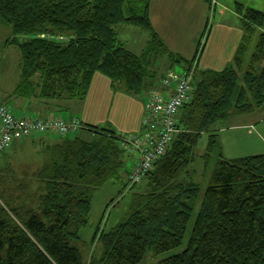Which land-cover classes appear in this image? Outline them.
Returning <instances> with one entry per match:
<instances>
[{"label": "trees", "instance_id": "16d2710c", "mask_svg": "<svg viewBox=\"0 0 264 264\" xmlns=\"http://www.w3.org/2000/svg\"><path fill=\"white\" fill-rule=\"evenodd\" d=\"M207 1L214 12L217 0ZM149 4L0 0V25L11 31L4 45L20 53V80L13 93L47 114L17 115L0 101L16 117L82 123L66 134L47 130L14 140L57 136L43 144L47 161L41 167L0 174V264H140L148 252L160 255L182 246L194 215L184 249L154 264H264V153L228 158L220 150L206 185L187 175L202 134H208V165L221 147L215 124L264 104V9L236 5L245 33L233 61L220 70L196 65L194 91L177 116L181 131L139 182H130L139 149L126 135L142 137L143 127L123 134L61 116L70 113L65 102H84L96 72L110 78L115 91L138 95L152 85L148 54L167 53L172 62L184 61V69L194 60L198 64L201 44L191 60L167 50L151 25ZM122 24L149 32L142 55L127 47ZM253 34H258L254 43ZM135 153L136 162L128 168ZM110 180L123 186L107 203L92 235V251L84 258L81 230L97 193ZM127 193L125 212L107 224L110 209Z\"/></svg>", "mask_w": 264, "mask_h": 264}, {"label": "crops", "instance_id": "0c3cea01", "mask_svg": "<svg viewBox=\"0 0 264 264\" xmlns=\"http://www.w3.org/2000/svg\"><path fill=\"white\" fill-rule=\"evenodd\" d=\"M217 2L216 9L214 10L216 12L215 20L209 29L197 64L200 69L220 70L226 67L233 61L236 51L244 37L245 31L242 15L234 5V2L238 5V1L217 0ZM243 3L244 5L246 4L245 6H249L244 7L241 4L244 8H252V3H246L244 0ZM209 9L210 5L207 0H150L149 17L154 31L163 41L167 50L186 60H191L196 54L197 34L201 32L202 27L198 28V26H193L189 35L183 36L185 32L183 33L182 29L180 32L177 26H182L184 22H187L188 26L189 22L193 20L192 14H196L194 18L195 23L201 20L203 25L208 18ZM133 26L126 25L125 27L131 28L136 34L141 35V38H138V36H129V41L126 42V39L123 37L125 35H121V37L130 50L138 55H142L150 40V34L144 32V29L141 30L142 28L140 27L137 28L138 26ZM121 31L122 28H120V33ZM255 35L257 36L258 34ZM137 39L143 40L144 45H141L139 41L135 42ZM183 39L186 41L185 46L180 47L181 40ZM147 56L151 60L149 69L153 76L150 80L152 85L148 89L138 95H132L121 90L115 91L111 85L110 78L100 72H96L93 75L84 102H65V106L68 107L70 113L61 116L63 118L76 116L86 124L111 126L123 134L139 132L142 128L144 106L150 96V91L152 89H158L163 93L170 92L169 87L163 84L162 78L171 68H174L167 61L161 60L160 63V58L163 56H167L169 62H171L170 57L166 53L154 52ZM18 69H20V64ZM18 76L20 80V70L16 72L14 78L18 80ZM17 84L14 83L8 86L0 76V99L6 102L17 115L35 114V112L45 114L46 112H42L41 109L29 100L14 95L13 92ZM226 119H229V127H219L217 129L216 124L218 122L214 126V131L218 133L221 139L220 141H222V135H226L232 145L235 144L234 142L239 143L240 141H245V147L253 150L247 155L264 153V104L252 112L230 114ZM226 128L228 129L226 130ZM221 133L223 134L220 135ZM54 136L51 133L38 134L31 138L15 142L13 144L14 146L12 145V151L7 154L8 157L11 155L10 160L6 163L2 160L0 164L8 166L10 164L9 162L12 161L28 160V165H37L35 169L41 167L47 161L45 146L43 144L47 145L48 143H52L54 140L51 141V138ZM255 151L257 153H253ZM16 152H19L18 156H16ZM136 158L131 160L130 165L133 166L135 164ZM30 161H33V163L30 164ZM111 183L114 182L111 181Z\"/></svg>", "mask_w": 264, "mask_h": 264}, {"label": "rangeland", "instance_id": "374dc122", "mask_svg": "<svg viewBox=\"0 0 264 264\" xmlns=\"http://www.w3.org/2000/svg\"><path fill=\"white\" fill-rule=\"evenodd\" d=\"M236 1H238V3L242 4L244 7H249V6H245L246 4L244 5L243 0H236ZM244 1L246 3H248V2L252 3V8H254V9H257V10H263L264 9V0H261V4H260V0H244ZM234 5L236 7L235 2H234ZM215 14H216L215 11L211 12V10L209 9L208 18L205 20L203 25H202L201 20H199L198 23L197 22L195 23L194 18L196 16V14H192L193 20H191L189 22L188 26H187V22H184L182 24V26H177V28L180 29V32H181V29H182L183 33L185 32V35H183V36H188L190 33V30L193 26H198V28L202 27L201 32L197 34L198 37L196 36L197 37L196 47L198 49L199 44H201V47H200V49H201L205 45V41L207 39L209 29L211 28V26L215 20ZM199 18H201V16H199ZM126 25L127 26H133L131 24H124L120 27V28H122V31L120 34L125 35L123 37H124V39H126V42L129 41L128 40L129 36H132V37L138 36V38H141L140 37L141 35L136 34L131 28L125 27ZM133 27H136V26H133ZM137 28H139V27H137ZM141 30H143V29H141ZM10 32H11L10 28L7 25H0V76L2 77V80L5 81V84L8 86L19 82V76H18V80H16L14 77L16 75V72H18L20 70V69H18L19 64H20L19 50L15 46H5L4 45V41L8 37V34L10 35ZM144 32H147V34H149L148 31H146V30H144ZM252 38H253V43H254L256 35L253 34ZM252 38H251V44H252ZM138 41L141 43V45H144L143 40H139V39L135 40V42H138ZM177 41H178V39H177ZM185 42H186L185 39L181 40V46L180 47H184ZM199 52H200V50H199ZM161 60H164V61H167V63H170V65H172L174 67L171 69H176L177 71H183L184 66L186 65V63L184 61H182V62H177V61L169 62L167 56L161 57L160 63H161ZM229 125H230L229 119H226L223 121L220 120L216 124V128L218 129L219 127H229ZM227 129L228 128H226V130ZM222 134L223 133H221L220 135H222ZM72 135H73V133L69 134V136H72ZM220 140L221 139L219 137V145L221 146L220 149H216L213 153H211V157L209 158L208 165H207L206 159H205V153L207 152L208 134H206V133L202 134V136L200 137V139L198 141V144L195 147V161L190 165V171L187 174L189 178L193 179L194 181H199L202 184L206 185L209 182L211 172H212V170L215 166V163L218 159L217 153L220 150H221L222 154L224 155V157H228V158L246 156L248 153H251V151H253V150H249V148L245 147L246 146L245 141H240L239 143L234 142L235 144L232 145L230 143L231 141L229 140L228 137H226V135H224V136L222 135V141H220ZM243 140H245V139H243ZM222 145H225V146L222 147ZM12 147L9 150L5 151L3 155H0V161L3 160L6 163L10 160L11 155L8 157L7 154L12 151L11 150ZM25 153L29 154L28 152H25ZM253 153H257V152L255 151ZM16 154H17L16 156H18L19 152H16ZM237 155H239V156H237ZM137 156H138V153H135V156L132 157V159L136 158ZM128 160H129V163L127 162V165L129 168L131 162H130V159H128ZM32 163H33V161L30 164H32ZM22 164H25L26 166L22 165ZM28 164H29L28 160L16 161V162L12 161L8 166H5V164H0V174H2L3 176L4 175L8 176L12 172H16L17 175H20L25 168L27 169V172H30L31 170H35V168L37 167L36 164H32L31 166ZM122 186H123L122 182L117 181V182L111 183V180H110L103 186V189H102L103 191H99V193H97V196L95 197V199L92 203V210H91L90 217H89V223L87 226L83 227L81 230L82 239L86 243V245H84L81 248L82 253L84 255V258H86L87 256L89 258V255L92 251L93 246H90L92 235H93V232L95 230V227L97 226V224L99 222V219H100L103 211L106 210L105 208H106L107 203H109L111 198H114V197L116 198L118 196L119 191L122 188ZM128 200H129V194L127 193L126 196H124L122 199H120V202L118 203L117 206L110 209V213L107 214V217H108L107 224H109V225L114 224L120 219L123 212H125ZM194 218H195V215L192 217L188 232L186 234V237H185V240H184V243L182 246H180L174 250L162 253L160 255H156L153 252H148L146 255V259L140 264H154L158 260H160L164 257H167L169 255L181 252L187 244V241L189 238V231H191V226L193 224Z\"/></svg>", "mask_w": 264, "mask_h": 264}, {"label": "built area", "instance_id": "2783aa9c", "mask_svg": "<svg viewBox=\"0 0 264 264\" xmlns=\"http://www.w3.org/2000/svg\"><path fill=\"white\" fill-rule=\"evenodd\" d=\"M203 49V47L200 49ZM199 54V53H198ZM197 61L183 71L170 69L162 78L170 92L163 93L152 89L144 106L142 137L126 135V140L136 144L140 159L130 175L131 184L139 182L151 170L152 166L167 151L173 136L181 131L177 123L180 109L190 100L194 91V73ZM82 127L81 121L72 119L64 121L49 118L45 121L32 117H16L9 108L0 101V154L15 139H20L33 132L47 130L66 134Z\"/></svg>", "mask_w": 264, "mask_h": 264}]
</instances>
